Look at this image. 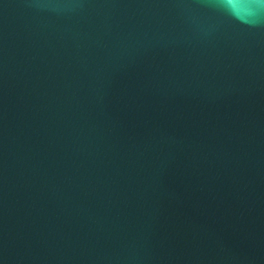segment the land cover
<instances>
[{
	"label": "water",
	"instance_id": "95a60500",
	"mask_svg": "<svg viewBox=\"0 0 264 264\" xmlns=\"http://www.w3.org/2000/svg\"><path fill=\"white\" fill-rule=\"evenodd\" d=\"M0 264H264V0H0Z\"/></svg>",
	"mask_w": 264,
	"mask_h": 264
}]
</instances>
